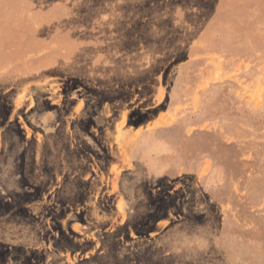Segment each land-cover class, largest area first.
Segmentation results:
<instances>
[{
  "label": "rangeland",
  "instance_id": "obj_1",
  "mask_svg": "<svg viewBox=\"0 0 264 264\" xmlns=\"http://www.w3.org/2000/svg\"><path fill=\"white\" fill-rule=\"evenodd\" d=\"M0 264H264V0H0Z\"/></svg>",
  "mask_w": 264,
  "mask_h": 264
},
{
  "label": "bare ground",
  "instance_id": "obj_2",
  "mask_svg": "<svg viewBox=\"0 0 264 264\" xmlns=\"http://www.w3.org/2000/svg\"><path fill=\"white\" fill-rule=\"evenodd\" d=\"M38 14V13H37ZM38 21V20H37Z\"/></svg>",
  "mask_w": 264,
  "mask_h": 264
}]
</instances>
